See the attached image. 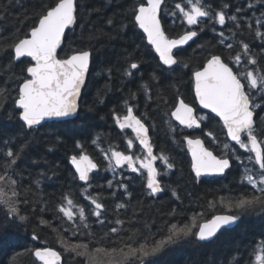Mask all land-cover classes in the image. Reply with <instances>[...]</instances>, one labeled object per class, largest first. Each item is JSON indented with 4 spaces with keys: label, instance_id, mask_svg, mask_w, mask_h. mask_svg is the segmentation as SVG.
<instances>
[{
    "label": "trees",
    "instance_id": "obj_1",
    "mask_svg": "<svg viewBox=\"0 0 264 264\" xmlns=\"http://www.w3.org/2000/svg\"><path fill=\"white\" fill-rule=\"evenodd\" d=\"M55 2L0 0V43H11L23 37L37 22L39 15ZM140 2L142 0H77V25L66 33L62 47L64 51L60 54L64 55L69 49H90L92 67L75 119L49 122L38 130H28L18 118L19 110L12 99L15 97L14 91L7 103L0 107V172L5 170V151L10 148L16 152L19 146L27 144L21 159L7 172L18 181V199L29 201L21 204L22 214L28 217L25 222L10 220L0 206V264H38L26 251L37 247L59 250L63 264H88L86 256L65 252L57 238L59 233L52 230V227H61V220L56 217H62L57 209L65 195L84 205L90 229L81 227L77 235L64 232L63 236L69 243H87L90 252L96 247H123L125 242L135 247L144 243L145 239L151 244L153 240L164 238L172 225L183 227L190 224L193 216L199 224L218 214H236L240 215L237 225L223 229L213 242H200L195 236L180 239L155 256L144 258L143 264H237L234 256L238 257L239 264H254L253 250L259 240L264 239V211L242 214L235 208L229 211L219 203L220 197L236 200L253 191L240 183L242 165L233 159L232 167L224 177H202L197 182L183 137L203 138L216 155L222 154L221 144L228 140L226 130L217 117L198 108L192 72L202 67L213 54L220 55L233 66L231 58L241 51L239 41L248 43L259 64L264 66V42L257 39L245 24L250 21L255 27V20L260 18L264 8H247L246 5L254 0H206L215 10H220L225 3L229 5L226 11L236 14L241 22L236 36L221 44L216 33L222 29L218 24L209 23L195 41L182 50L181 58L188 67L162 74L159 58L133 20V8ZM176 3L186 6L187 0H165L162 8L164 29L171 38L181 35L187 28L181 22ZM238 7L243 11L236 13ZM174 11L177 12L175 17L170 15ZM109 20L112 21L111 25L108 24ZM230 28H234L231 22L224 26L226 37L231 36ZM261 31H264V27ZM227 43H232L234 47L227 49ZM9 56L10 53L0 54V83H4L10 75L4 68ZM130 60L139 61L141 65L140 69L134 70L135 75L131 79L122 77ZM24 67L19 63L13 65L17 77L24 75ZM108 69H111L110 75ZM234 71H237L235 67ZM153 73L159 79V87L150 84L152 99H147L140 88L142 84L150 83ZM17 82H9L7 86L14 89ZM131 93L136 94V99H131ZM157 93L167 101L166 107ZM178 99L194 106L197 115L209 116L200 130L181 128L173 120L171 124L176 126V132L173 134L169 130L168 119L161 108L164 111L174 110ZM126 100L135 106L134 113L149 125L154 154L162 151L175 164L174 169L162 177L165 191L157 197L147 195L144 175L121 169L123 175L128 177L122 181L128 185V192L131 193L128 199L123 189L116 190V184L121 182L119 177L114 179L111 172L104 171L107 160L101 149L107 151L111 146L127 153V140L132 139L135 147L131 151L140 154V146L132 130L121 131L113 120L114 111L117 114L126 111ZM256 120L257 127L264 129V110L257 109ZM208 132L219 143L212 142ZM97 138L98 142L93 143ZM78 143L83 145L82 149L77 147ZM232 146L242 158L248 155L238 145ZM81 151L99 165L100 171L92 173L94 179L90 182L88 193L98 196L104 205L103 224H98L97 218L91 215V207L94 206L84 199V185L75 178L70 164V157ZM156 163L161 167L159 160ZM37 177L41 179L39 188L33 183ZM110 180L113 182L112 188L108 187ZM119 203H125L126 208L117 210ZM41 219L52 222V227L42 224ZM117 219L124 221L123 226L115 223ZM63 227L71 228L72 225L65 221ZM112 227H117L118 232L110 233ZM89 231L91 236L88 235ZM133 234L136 235L130 239ZM33 235L38 239L33 240ZM13 254H18L14 262L11 259ZM96 255L98 264H113V257L105 253ZM130 264H141V261L133 259Z\"/></svg>",
    "mask_w": 264,
    "mask_h": 264
},
{
    "label": "snow or ice",
    "instance_id": "obj_2",
    "mask_svg": "<svg viewBox=\"0 0 264 264\" xmlns=\"http://www.w3.org/2000/svg\"><path fill=\"white\" fill-rule=\"evenodd\" d=\"M164 3L165 0H142L133 8L134 23L146 34L147 43L158 54L162 74L173 73L178 68L188 67L181 58L182 50L209 23L218 24L222 29L216 33L220 37L221 44H224L227 39H233L241 27L238 16L226 11L228 4L225 3L220 10H215L206 3V0H187L186 6L181 3L175 4L181 22L186 24L187 28L181 35L171 38L165 33L161 24ZM246 6L249 9L257 6L264 8V0H254ZM77 8V0H56L53 6L47 7L39 15L37 22L23 37L11 43H0V54L10 53L8 63L4 66L10 75L4 83H0V107L7 103L14 91L15 97L12 99L16 109L19 110L18 118L29 130H38L50 120L67 121V118L75 117L79 112L81 90L89 73L92 51L69 49L64 55L60 54L64 51L62 45L65 43L66 31L77 25ZM242 11L243 9L239 7L235 10L236 13ZM170 15L175 17L177 12H171ZM229 22L234 25V28L229 29L231 36L226 37L223 29ZM108 24L111 25L112 21L109 20ZM245 24L257 39L264 42V31H261L264 27V12H261L260 18L255 20V27L250 21H246ZM213 31H216L215 28ZM238 43L241 51L231 58L233 66L226 63L220 55L213 54L202 67L192 72L195 96L200 107L218 117L223 128L226 129L229 140L221 144L222 154L219 156L214 154L199 137L185 135L183 139L191 153V166L197 182L206 176H223L232 167L233 159L242 165L240 183L249 186L253 191L236 200L220 197L219 203L229 211L235 208L240 213L246 214L251 211H264V129L257 127V120L254 118L257 109L264 110V66L259 64L248 43L242 41ZM225 47L232 49L234 45L227 43ZM17 63L25 65L24 75L19 77L16 76L13 68V65ZM234 67L237 71H234ZM140 68L139 61L130 60L123 70L122 77L131 79L135 75L134 70ZM107 71L110 75L111 69ZM12 81L18 82L14 89H9L7 85ZM150 84L159 87V79L155 73L150 78V83H144L140 88L147 99H152ZM157 95L166 107L167 101L164 100L163 95L160 93ZM131 99H136L135 93H131ZM134 107L126 100V111L123 114H117L114 111L113 120L121 131L132 130L139 143L140 154L131 151L135 147L132 139L127 140L129 150L127 153L111 146L107 151L101 149L107 160L104 171L111 172L114 179L119 177L121 182L116 184V190L123 189L128 199L131 198V193L128 192V185L122 182L128 177L123 175L121 169L144 175L147 195L157 197L165 191L162 177L171 172L175 164L162 151L154 154L149 125L134 113ZM161 111L168 119L169 130L173 134L176 132V126L171 124V120H175L185 129H200L204 121L209 119L206 114L197 115L196 110L186 104L183 99H178L174 110L164 111L161 108ZM207 135L212 136V133L208 132ZM98 140L99 138L93 143H97ZM212 142L219 143L214 136H212ZM230 142H235V145L248 155L244 158L237 155V149ZM26 147L27 144H22L16 152L8 148L5 151V170L0 172V206L5 209L7 218L20 222L28 219L27 215L21 212V204H27L29 201L18 199L20 197V192L17 190L18 181L13 178V175L8 174L7 169L18 163ZM77 147L82 149L83 145L78 143ZM158 160L161 167L157 166ZM70 164L74 169L75 178L83 182L84 199L90 206H94L91 207V215L97 218L98 224H103L104 205L98 196L88 193L91 187L90 182L94 179L92 173L100 171L98 165L83 151L72 155ZM33 183L39 188L41 179L37 177ZM108 187H113L111 180L108 181ZM212 203L215 205L216 202ZM126 206L125 203H119L116 208L119 210ZM57 210L62 214V217H56L61 220L60 228L52 227V222L48 220L41 219V223L59 233L57 238L65 252L74 253L76 256H86L88 264H98L96 255L98 253L113 257V264H130L133 259L143 264L144 258L155 256L180 239L195 236L200 242H213L222 229H230L240 219V215L236 214L215 215L211 220L197 224L196 217L193 216L190 224H185L183 227L172 225L164 238L159 241L153 240L151 244L145 239L144 243L135 247L125 242L123 247H96L90 252L87 243H69L63 236L64 232H71L75 236L81 227L90 229L84 205L76 203L71 196L65 195ZM65 221L72 227H63ZM115 223L123 226L124 221L117 219ZM194 229H196L195 232ZM117 232V227L110 229V233ZM88 235H92L91 231ZM135 235L133 234L130 239ZM32 239L36 240L38 237L33 235ZM26 251L38 264H63L62 253L52 248L37 247ZM252 254L254 264H264V239L259 240ZM17 255L13 254L11 258L13 262ZM233 260L239 264L237 256H234Z\"/></svg>",
    "mask_w": 264,
    "mask_h": 264
},
{
    "label": "water",
    "instance_id": "obj_3",
    "mask_svg": "<svg viewBox=\"0 0 264 264\" xmlns=\"http://www.w3.org/2000/svg\"><path fill=\"white\" fill-rule=\"evenodd\" d=\"M163 6L164 5H162V8H163ZM161 16H162V12H161ZM161 24H162V27H163V29H164V25H163V22H162V18H161ZM75 27V26H74ZM71 29H73V28H71ZM70 30V29H69ZM69 30H67L66 31V33L69 31ZM165 30V29H164ZM140 31L143 33V31L140 29ZM166 33V32H165ZM144 34V33H143ZM66 35V34H65ZM145 35V37H146V34H144ZM198 37V36H197ZM196 37V38H197ZM196 38H194V40L193 41H190L189 42V44L188 45H190L192 42H194L195 41V39ZM147 40V39H146ZM148 44V43H147ZM149 45V44H148ZM188 45H186L184 48H186ZM151 48H152V46L151 45H149ZM62 47H63V45H62ZM153 49V48H152ZM154 50V49H153ZM155 52V51H154ZM156 54V53H155ZM156 56L158 57V54H156ZM159 58V57H158ZM91 67H92V60H91V64H90V68H89V73H88V76H87V78H86V80H85V85H84V87L82 88V90H81V96H80V100H79V105H80V102H81V98H82V95H83V91H84V89H85V86H86V84H87V81H88V77H89V74H90V72H91ZM194 93H195V90H194ZM196 97V96H195ZM196 101H197V105H198V108L201 110V111H204V112H208V110H206V109H202L201 107H200V105H199V102H198V99H197V97H196ZM185 102V101H184ZM186 103V102H185ZM187 104V103H186ZM189 105V104H188ZM189 106H191V107H193L195 110H196V108L194 107V106H192V105H189ZM79 111H80V108H79ZM79 113V112H78ZM78 113H77V115L75 116V117H69V118H67V121L68 120H73V119H75L77 116H78ZM196 114H197V110H196ZM214 115V114H213ZM215 116V115H214ZM218 118V117H217ZM255 119H256V116L254 117ZM219 119V118H218ZM54 121H61V120H50V121H46L45 123H49V122H54ZM174 122L175 123H177L178 124V122H176L175 120H174ZM181 128H183V126H180ZM201 128H202V125H201ZM200 128V129H201ZM185 129V128H184ZM200 129H196V130H200ZM29 130V129H28ZM188 130H191V129H188ZM226 130V129H225ZM149 135H150V130H149ZM151 136V135H150ZM201 139H203V138H201ZM204 140V139H203ZM228 140H229V138H228ZM151 142H152V139H151ZM205 142V141H204ZM232 145H235V142H230ZM185 145H186V142H185ZM205 145H206V142H205ZM207 146V145H206ZM186 149H187V151H188V148H187V145H186ZM211 150V149H210ZM214 152V151H213ZM188 153H189V155H190V158H191V153L188 151ZM215 154V153H214ZM91 157V156H90ZM92 158V157H91ZM94 161V160H93ZM97 165H98V163L96 162V161H94ZM98 167H99V165H98ZM192 167V166H191ZM193 171V170H192ZM228 171V170H227ZM227 171H226V173H227ZM194 173V172H193ZM226 173L223 175V176H206V177H204V178H212V177H224L225 175H226ZM195 175V174H194ZM83 183V182H82ZM218 215H225V214H218ZM211 220V219H210ZM238 222V221H237ZM237 225V223L235 224V225H233V226H231V228H234L235 226ZM230 228V229H231ZM223 230V229H222ZM221 230V231H222ZM219 234V233H218ZM215 239V238H214ZM48 248H50V247H48ZM53 249V248H52ZM54 250H56V251H59V250H57V249H54ZM62 259H63V256H62Z\"/></svg>",
    "mask_w": 264,
    "mask_h": 264
},
{
    "label": "rangeland",
    "instance_id": "obj_4",
    "mask_svg": "<svg viewBox=\"0 0 264 264\" xmlns=\"http://www.w3.org/2000/svg\"><path fill=\"white\" fill-rule=\"evenodd\" d=\"M174 121V120H173ZM177 124V123H176ZM138 142V141H137Z\"/></svg>",
    "mask_w": 264,
    "mask_h": 264
}]
</instances>
